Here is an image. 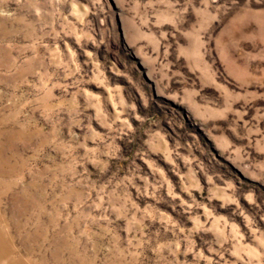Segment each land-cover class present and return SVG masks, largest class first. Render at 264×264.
Here are the masks:
<instances>
[{"label":"rangeland","instance_id":"obj_1","mask_svg":"<svg viewBox=\"0 0 264 264\" xmlns=\"http://www.w3.org/2000/svg\"><path fill=\"white\" fill-rule=\"evenodd\" d=\"M0 264H264V0H0Z\"/></svg>","mask_w":264,"mask_h":264}]
</instances>
